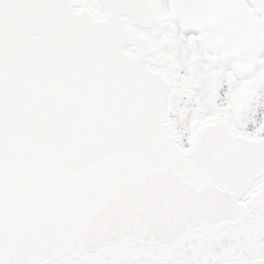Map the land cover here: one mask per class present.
Returning <instances> with one entry per match:
<instances>
[{
	"label": "snow or ice",
	"instance_id": "obj_1",
	"mask_svg": "<svg viewBox=\"0 0 264 264\" xmlns=\"http://www.w3.org/2000/svg\"><path fill=\"white\" fill-rule=\"evenodd\" d=\"M0 264H264V0H0Z\"/></svg>",
	"mask_w": 264,
	"mask_h": 264
}]
</instances>
